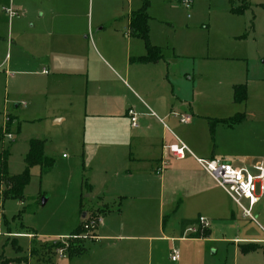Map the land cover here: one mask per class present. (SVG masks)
Returning a JSON list of instances; mask_svg holds the SVG:
<instances>
[{
	"label": "crops",
	"instance_id": "crops-1",
	"mask_svg": "<svg viewBox=\"0 0 264 264\" xmlns=\"http://www.w3.org/2000/svg\"><path fill=\"white\" fill-rule=\"evenodd\" d=\"M33 1L26 39L12 62L17 69L13 72L22 76L21 96L28 102L23 107L13 104L6 127H13L17 138L33 122L32 112L50 117L65 131V141L77 142L76 150L82 156L103 158L102 175L96 179L92 176L85 183L89 195L99 200L103 209L107 208L105 198L118 202L116 218H99L92 232L97 239L84 242V253L69 256L60 251L55 263L156 264L150 242L159 237L134 234L143 228V213L155 211L160 239L182 247V255L178 251L179 258L170 259L174 264H185L194 250H204L202 245L217 225L225 229L235 225L237 233H226L227 238L222 240L229 244L239 264H264L262 250L242 254L239 249L248 243L264 248V228L255 221L262 234L241 233L235 204L197 162L220 160L248 168L260 162L264 166V93H250V87L264 88V75H252L248 87L235 84L246 86V100L233 101L240 108L233 115L225 114L220 104L198 100L200 93L183 59L162 54L155 62L136 60L146 49L143 40L130 32V15L141 7L142 0L135 10L129 0L127 7L111 10L109 20L95 23L87 20V0ZM108 21L111 24L104 26ZM7 80L6 76V91ZM13 95L15 101L18 95ZM129 110L136 114L135 127ZM237 114L242 115L240 120H230ZM16 138L13 136L12 142ZM32 138L40 139L28 138L27 149ZM177 143L187 148L183 158H175L167 149ZM9 165L10 159L8 171ZM158 167L161 171L156 173ZM258 194L260 203L264 199V178ZM239 217L249 219L242 212ZM86 218L87 214L81 221ZM199 218L207 221L208 237H187L193 233L188 230L191 226L181 235L183 220ZM169 223L174 226L171 231H167ZM24 234L28 238L33 235ZM125 239L130 243H119ZM136 241L149 243L145 260L143 245ZM33 256L30 254L22 263L50 262L49 255Z\"/></svg>",
	"mask_w": 264,
	"mask_h": 264
},
{
	"label": "rangeland",
	"instance_id": "rangeland-1",
	"mask_svg": "<svg viewBox=\"0 0 264 264\" xmlns=\"http://www.w3.org/2000/svg\"><path fill=\"white\" fill-rule=\"evenodd\" d=\"M148 1L150 43L158 45L163 55H174L186 62L188 71L194 77L196 90L200 93L199 101L206 104L216 102L222 106L223 113L233 115L240 108L233 102V85L247 84L248 87L252 75H264V0H189V9H185L183 0ZM128 3L129 0H87V20L93 23L99 19L107 21L113 14L111 10L127 7ZM140 3L141 0L130 1L133 10ZM34 6L33 0H0V149H9V171L18 174L24 168L25 142L30 137H38L44 140V154L52 158L54 164L46 174H40L38 166L30 170L31 178L22 200H4L0 219V255L9 259L27 258L30 254L39 258L49 255V263L32 261L31 264H56L60 251L67 252L71 244L83 245L90 240L89 237H82L83 231L64 240L71 236L83 214H87L84 223L96 222L100 217L104 219L105 215H108V220H114L118 202L115 204L105 198L107 208L103 209V204L89 195L85 183L92 176L96 179L102 175L103 158L82 156L76 150L77 142L65 141V131L53 124L50 117L40 116L42 112L39 111L32 112L31 116L35 115L33 122H29L27 129L21 131L17 138L13 134L16 133L13 127L11 130L4 129L13 104L19 103L23 107L28 102L21 96L22 76L13 72L17 69L12 62L19 46L26 39L25 31L29 27V16L34 12ZM9 8L16 16L8 17L4 9ZM110 22L104 26H109ZM87 34L91 38L90 31ZM7 92L9 95H6ZM251 92L261 94L264 88L252 90L250 87ZM13 94L18 95L15 101L12 100L15 97ZM80 127L83 130L82 125ZM9 133L16 138L15 143L8 138ZM62 154L65 156L62 157ZM259 191L260 184H257V193ZM242 202L247 204L245 200ZM235 208L240 216L241 210L237 206ZM251 214L264 228V199L253 207ZM142 216L143 228L137 229L134 234L159 237L150 242L153 263L174 264L170 260V253L172 249H177L182 255V247L176 242L160 239L161 232L156 226L159 220L155 211L149 215L144 212ZM239 216L237 225L241 233L262 234L255 221ZM96 227L95 223L88 234ZM228 228L221 225L213 228L209 240L202 245L204 250H194L196 252L185 264H239L229 244L222 240L227 238L226 233H237L235 225H229ZM167 229L171 231L174 226L169 223ZM24 233L33 235L28 238ZM13 239L18 248L11 244ZM57 241L60 245L52 247L53 242ZM119 243L130 242L125 239ZM138 243L143 245V251L147 250V241ZM142 259H146L145 251Z\"/></svg>",
	"mask_w": 264,
	"mask_h": 264
},
{
	"label": "trees",
	"instance_id": "trees-1",
	"mask_svg": "<svg viewBox=\"0 0 264 264\" xmlns=\"http://www.w3.org/2000/svg\"><path fill=\"white\" fill-rule=\"evenodd\" d=\"M149 6L148 0H142L141 7L132 12L130 15V32L134 37L140 38L145 44L146 53L138 57L136 60L143 63H150L158 61L162 58V52L160 48L151 45L149 41V24L150 19L147 9ZM246 86L245 85H234L233 86V101L235 103H241L246 100ZM242 118L241 114H237L233 118H230L232 121H237ZM10 157V152L8 148L0 149V219L2 217V207L3 202L6 199H23V192L25 187L28 185L31 173L30 170L33 167H40V174L47 173L53 166L54 160L50 157H47L44 154V140L32 138L28 141V149L23 157L24 168L18 174H10L8 171V160ZM86 219H83L78 227L72 232L71 236H76L82 231V226ZM164 221V220H163ZM197 225L195 232L187 235L189 238H206L209 236V228H201L196 221L183 220L181 222V235H184L185 230L189 226ZM15 239L11 241V244L16 248ZM60 245V242H53L52 247H57ZM240 252L242 254H248L256 252L259 249L262 250L264 254V248L258 244L248 243L241 244L239 246ZM67 254L69 256H77L84 253L85 248L82 245L71 244L68 248ZM26 261L25 258L17 257L14 259H9L3 254L0 255V264H11L14 262L21 263Z\"/></svg>",
	"mask_w": 264,
	"mask_h": 264
},
{
	"label": "built area",
	"instance_id": "built-area-1",
	"mask_svg": "<svg viewBox=\"0 0 264 264\" xmlns=\"http://www.w3.org/2000/svg\"><path fill=\"white\" fill-rule=\"evenodd\" d=\"M183 5L185 9L190 8V1L183 0ZM10 18L16 16L15 12L12 9H4ZM128 114L130 116V121L132 126H137V117L136 114L129 110ZM185 119L183 118L182 121ZM5 121V131L7 130ZM9 139H12V135L7 134ZM168 151L175 158H183L187 148L181 144H171L167 147ZM200 167L220 186L232 200V202L241 210L242 215L246 218H249L253 221L254 218L251 214L253 207L260 201V196L257 193V184L261 185L264 178V166L262 163L257 162L251 168L248 167H237L232 165L229 162L220 161V160H205L197 159ZM161 171V167L156 169V173ZM242 200H245L247 204H243ZM98 221H91L89 223H84L82 226L84 238H90V240H96L97 238L93 236V233H90L91 229L94 227L95 223L98 224ZM198 225L201 228L208 227L207 221L204 218H199L197 220ZM197 226H191L188 228L189 231L195 232ZM75 236H70L67 239L73 238ZM66 239V240H67ZM179 258V253L177 249H172L170 253V259L176 261Z\"/></svg>",
	"mask_w": 264,
	"mask_h": 264
},
{
	"label": "water",
	"instance_id": "water-1",
	"mask_svg": "<svg viewBox=\"0 0 264 264\" xmlns=\"http://www.w3.org/2000/svg\"><path fill=\"white\" fill-rule=\"evenodd\" d=\"M83 217H85V214H83Z\"/></svg>",
	"mask_w": 264,
	"mask_h": 264
}]
</instances>
